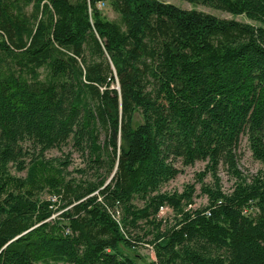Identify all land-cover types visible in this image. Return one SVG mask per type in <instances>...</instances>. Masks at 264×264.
Here are the masks:
<instances>
[{"label": "trees", "instance_id": "16d2710c", "mask_svg": "<svg viewBox=\"0 0 264 264\" xmlns=\"http://www.w3.org/2000/svg\"><path fill=\"white\" fill-rule=\"evenodd\" d=\"M105 1L0 0V264H137L121 249L142 243L129 232L142 220L148 264H264V0H185L259 25L111 0L121 25ZM244 134L262 163L250 176ZM69 141L105 173L65 180L44 153ZM177 160L205 162L206 205L187 209L191 185L160 190Z\"/></svg>", "mask_w": 264, "mask_h": 264}, {"label": "rangeland", "instance_id": "374dc122", "mask_svg": "<svg viewBox=\"0 0 264 264\" xmlns=\"http://www.w3.org/2000/svg\"><path fill=\"white\" fill-rule=\"evenodd\" d=\"M163 2L170 3L182 9H194L198 11H203L205 13L213 14L219 18L235 19L241 22H247L251 24L259 25V23L247 19L243 15H231L230 13L222 10H217L202 4H194L185 0H160ZM101 14L108 20L117 22L121 24L120 15L114 10L111 0H107L104 3L97 4ZM30 10V7H28ZM122 25V24H121ZM40 71H43L41 69ZM117 87V85H113ZM104 139L103 134L99 135V141ZM237 156V166L241 173L245 176H250L255 174L261 167L262 163L255 159L249 148L247 136L244 134L241 136L239 145L236 151ZM44 159L49 162L50 165L54 167L59 166V161L65 162L62 167V175L65 180L70 181H83V180H93L96 179L99 173H105L104 169L97 170L95 166L88 162L86 154H82L78 151L72 143L69 141L60 148H53L44 153ZM175 166L180 170V172L172 179L161 186V191L166 192H181L186 189L187 186L191 185L194 188L192 195V202L190 205H186L187 209H195L197 207H202L206 205L207 199L200 192V187L203 183H210L211 177L206 174L202 179L198 176L204 170L205 162L196 161L194 164L189 166L181 165L180 161H175ZM80 170H83L81 172ZM10 173L15 176H25L26 170L18 171L13 165L9 167ZM113 173L110 174L106 182H108ZM218 176L220 178V184L222 191L227 193L231 190L234 184V178L229 175L226 171L225 166L219 165ZM52 193L46 188L39 193V198L41 200H50ZM134 203L138 207L143 206V202L136 199ZM157 216L164 219L165 223H170L173 220V213L170 209L163 207L158 212ZM138 227L129 228V232L132 236H137L141 238V244L133 248H123L121 251L135 259L137 264H148L149 261L153 260L154 253L149 244V240L152 238V226L145 223L143 220L138 222Z\"/></svg>", "mask_w": 264, "mask_h": 264}, {"label": "built area", "instance_id": "2783aa9c", "mask_svg": "<svg viewBox=\"0 0 264 264\" xmlns=\"http://www.w3.org/2000/svg\"><path fill=\"white\" fill-rule=\"evenodd\" d=\"M55 200H56V197H55V196H52V197H51V201L54 202ZM163 207L169 209V208L166 207V206H163ZM163 207H160V208H159V211H160V209H162Z\"/></svg>", "mask_w": 264, "mask_h": 264}]
</instances>
